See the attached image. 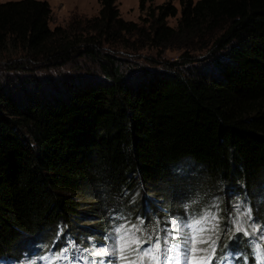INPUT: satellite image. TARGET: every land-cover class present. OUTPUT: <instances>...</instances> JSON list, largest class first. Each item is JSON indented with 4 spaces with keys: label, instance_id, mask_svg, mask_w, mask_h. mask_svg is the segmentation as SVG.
I'll use <instances>...</instances> for the list:
<instances>
[{
    "label": "trees",
    "instance_id": "16d2710c",
    "mask_svg": "<svg viewBox=\"0 0 264 264\" xmlns=\"http://www.w3.org/2000/svg\"><path fill=\"white\" fill-rule=\"evenodd\" d=\"M176 1L137 0V19L125 20L116 0H97L96 15L51 28L45 0L0 1V86L9 72L50 74L75 56L100 75L63 79L53 94L0 93V257L57 224L75 233L86 205L104 217L111 195L126 207L133 194L129 212L148 224L166 194L264 187V0ZM105 44L152 50L145 62L162 69L123 67ZM198 177L206 190H187ZM251 204L263 219L264 198Z\"/></svg>",
    "mask_w": 264,
    "mask_h": 264
},
{
    "label": "rangeland",
    "instance_id": "374dc122",
    "mask_svg": "<svg viewBox=\"0 0 264 264\" xmlns=\"http://www.w3.org/2000/svg\"><path fill=\"white\" fill-rule=\"evenodd\" d=\"M0 1H7V0H0ZM50 9V20L48 22V26L51 28L55 25L60 26H66L70 18H76V17H82V16H93L96 15L98 10V3L97 0H45ZM164 0H153L154 3H160ZM173 3L177 5V1L173 0ZM116 5L119 11V15L125 19V20H136L137 19V0H116ZM168 24L173 25L174 20L172 18H169ZM112 50H119L116 55L119 56L123 60V67H135L137 65L143 64L146 67H154V65H149L145 62L144 57L145 56H151L156 57L155 52L148 49H141L136 52H124L122 51L119 46H109L107 44L104 45L103 50L104 51H111ZM115 53V52H114ZM199 55V58L205 55L204 52H197ZM73 60L64 64L63 66L59 67L56 72H51L50 74L45 73L44 71L35 73L33 76L28 75H19L21 72L11 73L9 72L7 76H3L1 78V86H0V93H4L6 91H16L18 93L19 89L22 87V85L29 86L30 90L34 88H38L43 91H47L49 94H53L56 91L62 89V85L59 86L61 81L63 79L71 80V79H79L81 81L88 80L89 78L93 77H100L99 73L97 72V66L93 61H90L89 58L85 56H75L72 58ZM163 59L166 61H172L177 59V52L167 50L165 51L163 55ZM206 61L202 60L203 62ZM2 62V61H1ZM1 64V63H0ZM154 68H160L159 66H156ZM138 69H132L131 71H137ZM36 84L32 86L34 83ZM180 175H184L180 173ZM187 180L189 184H186L189 188L187 190L194 191V192H201L206 190V185L204 184V181L202 180V177H198L196 183L191 180ZM169 184L166 185L168 187ZM160 187H165L164 185H161ZM221 190V189H219ZM187 191V192H189ZM226 191L228 193H226ZM246 191V192H245ZM227 195L226 197H229L228 200H226V197L224 196L226 201L220 200L219 195ZM110 193L102 192L100 195V200H104L108 198ZM138 200H139V194ZM249 195V196H248ZM121 195H111V208L113 213H104V217L101 216V218H97L96 211L92 212L90 210V206L86 205L83 209L84 214L81 215V221L79 225L73 230H63L62 224L58 227L53 228L52 234L45 235L39 234L38 232L35 233V235H42V245L39 248H33L34 247V241L27 243L24 241H21V244L19 246V250L23 248L29 247L30 250L28 251V254L33 256L32 263L31 264H46L50 259L57 256H63L64 258L70 253H72V256H70V259L66 262V264H120L118 253L116 255H110L108 252H105V249H108L110 245L114 243L113 237L115 236L114 229L123 224L126 227H130L131 225L135 224L137 227L141 228L143 231V237L147 239L148 236L153 237V241L155 240L156 236H159L161 239V251L165 252V249L171 248L175 243L178 242V239L172 235V237H168V244L165 245L163 243L164 238L167 236V233L170 230V227L175 231L179 232V229L181 226H183V221L180 220V217L184 216V210L186 208L188 209H194L191 211V215L193 214V218L198 214V216L195 219H199L202 217L199 213L201 212L202 208H210L213 210L214 215L218 216L220 210H229L234 207V204H237L238 202H248L250 209L252 210V214L255 216V218L259 217L256 215V210L254 211L253 206L251 204V197L256 199L257 201H261L264 198V187L261 186L259 190L253 188L250 186L248 189L242 188L239 192H233L229 187H223L222 191H217L213 193L206 194L205 196L199 195V194H188L186 198L183 200L181 196H175L172 194L164 195L167 199V201L162 202L159 201V204L154 203V206L157 211V217L153 218V222H148L146 224L145 222L147 219H134L133 213L129 212L128 209L129 204L133 202V194L127 198V201L125 203L126 207H120L116 206L118 205V199ZM248 197V199L244 198ZM263 196V197H262ZM149 197V196H148ZM147 196L145 198H148ZM150 198V197H149ZM144 199V197H141V201ZM160 199V198H159ZM152 200V198H150ZM135 201V200H134ZM165 205H177L173 211H164L162 206ZM262 207V203L260 204ZM144 208H147V205L145 206L143 204ZM152 207V206H151ZM186 207V208H185ZM223 208V209H222ZM150 211V208H149ZM148 211V212H149ZM264 212V209H263ZM86 213H88L86 215ZM171 213V215H170ZM173 213L175 215H173ZM119 214V215H117ZM93 215V216H92ZM123 219H120L119 217H122ZM87 220V221H85ZM152 220V219H151ZM150 220V221H151ZM192 221V220H191ZM142 222V223H141ZM215 228H219L220 222L219 220H216L214 222ZM65 232H68L69 237L65 234ZM50 233V232H49ZM100 235V237H97V235ZM227 234H225L226 236ZM31 236V235H28ZM34 236V235H33ZM27 237V236H25ZM53 237V238H52ZM174 237V239H173ZM50 238H52L51 242L49 241ZM48 248L45 249L46 244L49 242ZM76 242V243H74ZM58 244L59 245V251L53 252V245ZM255 251H258L259 248L264 249V242L262 241H254L251 244ZM147 247L148 245H144ZM67 248V252H63L62 250ZM98 252H104L103 255H97ZM164 258H161V261H163ZM147 264V262H146Z\"/></svg>",
    "mask_w": 264,
    "mask_h": 264
},
{
    "label": "snow or ice",
    "instance_id": "6c2138e0",
    "mask_svg": "<svg viewBox=\"0 0 264 264\" xmlns=\"http://www.w3.org/2000/svg\"><path fill=\"white\" fill-rule=\"evenodd\" d=\"M215 219V216H212L210 219L205 216L193 219L190 223L181 226L179 231L182 239L174 244L171 249H165L163 261H161L160 255V237L156 236L154 241L152 236H148L145 239L142 229L135 224L130 227H126L123 224L117 226L114 229V243L104 251L110 255L118 253L120 264H146V262L147 264H168L170 257L167 255V252L169 250L179 251V255L184 259L185 264H211L212 256L216 251V241L208 233L214 232L216 226L212 225L208 227V225ZM168 237H172L171 231L164 238L163 243L165 245L169 242ZM146 244L148 245L147 247L144 246ZM200 245H207V247H200ZM209 249H211V254H208ZM67 251L68 249L65 248L62 250V253ZM201 253H204V255H201ZM96 254L103 255L104 252Z\"/></svg>",
    "mask_w": 264,
    "mask_h": 264
},
{
    "label": "clouds",
    "instance_id": "9594fccd",
    "mask_svg": "<svg viewBox=\"0 0 264 264\" xmlns=\"http://www.w3.org/2000/svg\"><path fill=\"white\" fill-rule=\"evenodd\" d=\"M256 218H257V217H256ZM258 218H259V217H258ZM259 219H260V218H259ZM21 250H22V249H21ZM21 250H20V251H21Z\"/></svg>",
    "mask_w": 264,
    "mask_h": 264
}]
</instances>
